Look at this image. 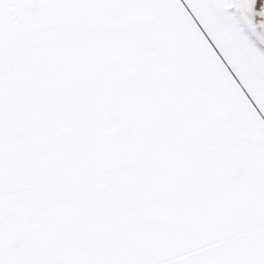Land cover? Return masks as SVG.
<instances>
[{
  "label": "snow or ice",
  "instance_id": "obj_1",
  "mask_svg": "<svg viewBox=\"0 0 264 264\" xmlns=\"http://www.w3.org/2000/svg\"><path fill=\"white\" fill-rule=\"evenodd\" d=\"M13 161L52 244L0 264H264V0H0Z\"/></svg>",
  "mask_w": 264,
  "mask_h": 264
},
{
  "label": "rangeland",
  "instance_id": "obj_2",
  "mask_svg": "<svg viewBox=\"0 0 264 264\" xmlns=\"http://www.w3.org/2000/svg\"><path fill=\"white\" fill-rule=\"evenodd\" d=\"M23 129L14 130L17 145L25 142ZM22 177L15 161L6 164L0 176V251L5 248L20 255L39 254L51 247L52 241L40 235L34 206L26 199L21 187ZM145 246H163L164 238L153 240L139 237Z\"/></svg>",
  "mask_w": 264,
  "mask_h": 264
}]
</instances>
